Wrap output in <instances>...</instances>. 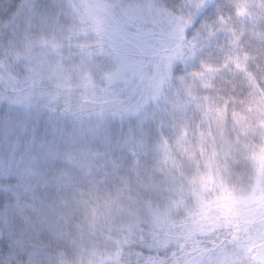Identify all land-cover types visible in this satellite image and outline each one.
I'll return each mask as SVG.
<instances>
[{
    "label": "clouds",
    "instance_id": "9594fccd",
    "mask_svg": "<svg viewBox=\"0 0 264 264\" xmlns=\"http://www.w3.org/2000/svg\"><path fill=\"white\" fill-rule=\"evenodd\" d=\"M186 16L160 24L163 42L150 67L162 82L149 108L173 115L192 92L210 112L207 126L200 125L204 134L186 139L183 148L169 138L163 153L156 146L163 138L154 142V167L146 178H129L107 238L70 227L63 203H38L17 264H264V41L251 55V65L261 68L255 81L217 96L215 78L205 84L212 76L209 33ZM79 19L70 10L69 23ZM259 27L264 31V22ZM46 68L47 60L37 59L35 70L43 75ZM72 215L79 220L82 213Z\"/></svg>",
    "mask_w": 264,
    "mask_h": 264
},
{
    "label": "trees",
    "instance_id": "16d2710c",
    "mask_svg": "<svg viewBox=\"0 0 264 264\" xmlns=\"http://www.w3.org/2000/svg\"><path fill=\"white\" fill-rule=\"evenodd\" d=\"M240 1L201 0L200 5L195 4L190 19L197 27L203 23L209 34L224 32L229 41L237 42L240 61L246 64L244 71L231 65L225 69L230 73L215 81L217 96L255 81L261 71L260 66L251 65L246 53L251 56L264 41V31L259 27L264 22L259 15L264 10V0H251L255 14L247 18L235 14L236 10L243 11ZM21 3L24 1L0 0V264H17L16 250L32 224V210L40 202L63 203L67 209L63 221L73 228L77 224L83 227L84 220L104 223L88 229L107 238L114 205L127 192L129 178H146L152 169L149 165L142 170L136 168L140 158L134 154L142 148L136 147L131 139L143 141L162 124L155 118L161 117V111L152 108L154 118L149 121L147 108L160 94L162 78L157 82L155 69L150 67V59L158 48L150 51V56L145 54L142 64L151 84L144 99L139 98L136 79L126 77L119 68L111 75L100 72L96 79L87 77L91 80L87 79L88 84L78 81L57 87L36 80L32 68L36 62L15 56L22 38L38 31L34 18L24 17L25 12L36 15V9L29 3V10L22 9L20 14ZM45 13L40 21L45 20ZM98 13L109 26L117 27L113 15L99 9ZM151 34L146 36L148 41L150 37L156 38L155 34L158 40H163L162 32ZM105 35L104 42L108 45L114 48L121 45L116 50L141 48L142 43H136L135 39L143 35L134 33L126 38ZM211 83L210 78L205 81L206 85ZM176 115L180 120L184 118L179 125L193 137L204 134L200 125L203 121L207 126L210 112L201 107L194 93L188 92L170 117ZM137 118L141 119L139 124ZM174 132L182 133L179 129ZM162 137L156 135L153 140ZM96 151L103 161L96 159ZM102 185L109 186L108 198L112 199L103 198L106 193L101 191ZM73 210L82 213L79 220L73 217ZM41 240L46 241L47 237L42 236Z\"/></svg>",
    "mask_w": 264,
    "mask_h": 264
},
{
    "label": "rangeland",
    "instance_id": "374dc122",
    "mask_svg": "<svg viewBox=\"0 0 264 264\" xmlns=\"http://www.w3.org/2000/svg\"><path fill=\"white\" fill-rule=\"evenodd\" d=\"M24 3L20 5L22 13L23 10H29V3L36 9V15L25 12L24 17H33L36 21V28L38 29L36 35L23 37L21 40V47L15 56L18 55L19 60L34 61L37 59H46L47 68L43 75L36 71V65L32 68L36 72V80L39 78L45 82L56 84L57 87L67 86L74 82L80 81L83 84L87 83V77H94L100 72L111 75L115 69L121 71L131 78L136 79L135 84L139 87V98L147 97L150 89V81L147 77L146 69L142 67L145 54L150 56L149 52L154 51L162 44L163 40L157 38H146L151 36V33H161L160 24L162 20L167 17L171 18L178 14H185L189 22L193 17L195 11V4L200 5L201 0H23ZM88 3H91L88 5ZM240 5L243 9L241 15L247 18L255 14V9L251 0H241ZM87 7L90 10H87ZM113 15L117 27L109 26L107 20L98 13ZM74 12L80 19L76 25L69 23V13ZM47 11L44 21H40ZM164 14V16H162ZM17 15V14H16ZM21 17V15H18ZM97 16V18H95ZM38 22V24H37ZM89 22V23H88ZM38 25V26H37ZM95 36L91 38L89 33ZM134 33L143 35V39H135L136 43H142L140 50L126 51L119 49L121 45H115V48L104 42L107 37L105 34L118 35L116 37L126 38L128 35ZM32 37H34L32 39ZM85 39H84V38ZM12 38L14 36L12 35ZM116 42V39H113ZM207 43L210 45L211 54L208 56L209 72L212 73L210 79L215 78V81L227 76L230 71L225 70L236 67L239 70H246V64L240 61L241 56L238 55L237 42L229 41L227 34L224 32L210 33L207 38ZM146 49H148L146 51ZM7 54L9 51L7 50ZM247 59H251L250 54L246 53ZM244 64V67L242 65ZM126 70V72H124ZM93 79V78H91ZM90 80V79H88ZM91 81V80H90ZM150 115L149 121L154 118L152 108L147 107ZM156 120L162 122L159 127L143 140H135L136 147H141L142 150L136 152V158H140L137 162L136 168L142 170L148 165L154 167V136H164L163 145L157 147L160 151H170L168 144L169 138H173L178 147H184V141L191 137V133H187V128L180 127L179 123L183 119L175 117L162 116ZM140 118L136 119V123H140ZM148 121V122H149ZM171 122L175 124L172 125ZM178 129L182 132L178 135L175 131ZM186 130V131H185ZM92 139L93 134H91ZM96 159L103 161V156L96 151ZM167 159V156H165ZM101 191L106 193L103 198H108L110 188L108 185H102ZM107 191V192H105ZM117 197L113 198L116 199ZM96 201V200H95ZM83 227L93 228L99 224L104 223L94 220H84Z\"/></svg>",
    "mask_w": 264,
    "mask_h": 264
}]
</instances>
